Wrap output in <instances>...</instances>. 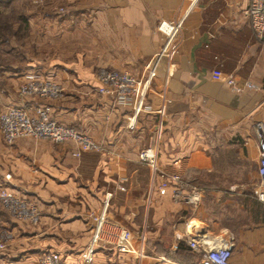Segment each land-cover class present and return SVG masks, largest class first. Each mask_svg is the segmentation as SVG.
I'll return each instance as SVG.
<instances>
[{
  "label": "crops",
  "instance_id": "0c3cea01",
  "mask_svg": "<svg viewBox=\"0 0 264 264\" xmlns=\"http://www.w3.org/2000/svg\"><path fill=\"white\" fill-rule=\"evenodd\" d=\"M67 1L66 16L51 11L39 20L29 18L30 29L39 33L34 40L40 52H26L0 70V105L24 106L32 116L49 107L51 117L105 151L76 156L72 142L23 137L7 144L0 134V186L7 185L38 215L36 221L6 215L0 262L39 264L41 255L54 252L62 264H158L155 257L191 264L199 253L190 239L226 233L212 214L224 197L217 190H228V197L236 190L205 180L230 156L237 162L245 153L255 162L259 158L254 125L264 122V43L244 15L249 0L201 2L179 36L174 74L167 75L165 64L159 68L136 118L133 104L102 91L98 73L146 77L164 42L160 24L173 20L184 0ZM32 73L58 83L63 95L54 100L22 95L20 87ZM230 76L238 89L228 83ZM150 145L157 148L160 171L179 174L204 191L198 209L175 202L170 190L160 193V173L139 161ZM114 155L125 161L114 162ZM108 193V219L130 229L136 251L151 258L107 246L86 260L92 215L104 210ZM253 258L243 248L233 251L231 264H253Z\"/></svg>",
  "mask_w": 264,
  "mask_h": 264
},
{
  "label": "built area",
  "instance_id": "2783aa9c",
  "mask_svg": "<svg viewBox=\"0 0 264 264\" xmlns=\"http://www.w3.org/2000/svg\"><path fill=\"white\" fill-rule=\"evenodd\" d=\"M203 0H184L178 15L171 21L162 22L160 31L164 36L161 48L153 55L147 65V75L137 78L128 72L100 69L98 80L102 84V91L116 96L120 102L131 103L134 107V118L145 109V102L152 81L157 77L159 68L165 64L168 76H172L176 69L174 54L178 47V39L188 16L196 11ZM250 28L257 40L264 43V0H249L244 11ZM228 83L238 89L236 80L230 76ZM255 88L253 84H247ZM20 93L25 96H39L46 99H58L63 95V88L56 82L42 79L39 74H28L26 82L20 88ZM49 107L40 110L37 116L29 114L24 106H9L0 116V132L7 144H13L23 137H32L48 140L55 144L72 142L77 145L76 156L84 151L103 152L105 147L93 140L90 136L79 132L49 114ZM255 136L259 147L257 161L258 182L254 193L258 201L264 204V122L258 121L254 125ZM114 162L122 163L124 158L114 155ZM139 161L156 172L160 173L159 190L170 196L175 202L184 203L194 210L198 209L203 201L204 191L198 186L185 182L179 174H168L160 171L158 166V151L155 145L145 147L139 153ZM120 190L124 186L118 184ZM111 193L106 194L105 208L96 215H92L90 238L85 250V258L91 261L98 249L110 246L121 253H129L141 259L151 258L144 253H138L133 243V234L130 229L112 222L107 217V207ZM0 202L12 215L21 218L37 219V210L16 196L7 186H0ZM190 246L199 253L198 259L191 264H231L235 248L232 236H218L214 239H190ZM3 245H0V248ZM158 264H182L166 257L153 258ZM0 264H2L0 262ZM39 264H62L58 253L48 252L41 255Z\"/></svg>",
  "mask_w": 264,
  "mask_h": 264
},
{
  "label": "rangeland",
  "instance_id": "374dc122",
  "mask_svg": "<svg viewBox=\"0 0 264 264\" xmlns=\"http://www.w3.org/2000/svg\"><path fill=\"white\" fill-rule=\"evenodd\" d=\"M70 4L67 0H0V70L18 63L19 56L26 52H40L34 40L39 33L30 29L29 18L37 17L39 20V16L51 11L56 16H66ZM1 107L0 116L6 109ZM243 155L239 162L236 155L224 160V165H219L218 170L210 173L205 181L216 182L218 187L232 185L236 188L234 197H228L226 189L217 190L224 191V197L219 195L220 204L214 207L213 218H218L227 227L224 236L234 238L235 252L247 248L254 257L253 264H264V204L256 199L254 193L258 182L257 162L246 153ZM226 200L230 203L221 205ZM8 214L0 202V231L3 226H8ZM249 231L255 235L250 237Z\"/></svg>",
  "mask_w": 264,
  "mask_h": 264
},
{
  "label": "trees",
  "instance_id": "16d2710c",
  "mask_svg": "<svg viewBox=\"0 0 264 264\" xmlns=\"http://www.w3.org/2000/svg\"><path fill=\"white\" fill-rule=\"evenodd\" d=\"M167 255H169V254H167ZM198 257H199V255L196 257V260L198 259Z\"/></svg>",
  "mask_w": 264,
  "mask_h": 264
}]
</instances>
